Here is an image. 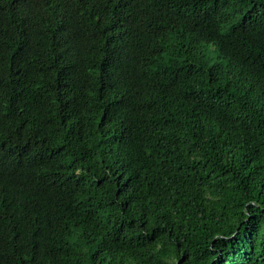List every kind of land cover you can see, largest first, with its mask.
Returning <instances> with one entry per match:
<instances>
[{
  "label": "trees",
  "instance_id": "trees-1",
  "mask_svg": "<svg viewBox=\"0 0 264 264\" xmlns=\"http://www.w3.org/2000/svg\"><path fill=\"white\" fill-rule=\"evenodd\" d=\"M0 264H264V0H0Z\"/></svg>",
  "mask_w": 264,
  "mask_h": 264
}]
</instances>
